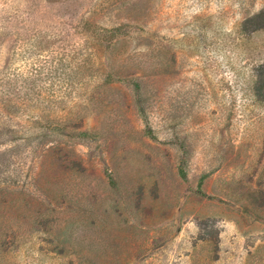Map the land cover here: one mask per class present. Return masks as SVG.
Segmentation results:
<instances>
[{
    "label": "rangeland",
    "instance_id": "obj_1",
    "mask_svg": "<svg viewBox=\"0 0 264 264\" xmlns=\"http://www.w3.org/2000/svg\"><path fill=\"white\" fill-rule=\"evenodd\" d=\"M261 13L0 0V264H264Z\"/></svg>",
    "mask_w": 264,
    "mask_h": 264
},
{
    "label": "trees",
    "instance_id": "obj_2",
    "mask_svg": "<svg viewBox=\"0 0 264 264\" xmlns=\"http://www.w3.org/2000/svg\"><path fill=\"white\" fill-rule=\"evenodd\" d=\"M263 14H264V13L259 14L258 16L255 17V19H256V18H257V19L260 18ZM263 24H264V23H263ZM263 28H264V25H262V26H258V28H257L256 30L263 29ZM118 79H121V78H118ZM181 173L184 174V172H181Z\"/></svg>",
    "mask_w": 264,
    "mask_h": 264
}]
</instances>
